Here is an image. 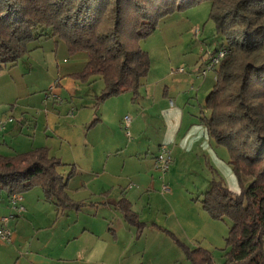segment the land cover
Segmentation results:
<instances>
[{"label": "crops", "instance_id": "obj_1", "mask_svg": "<svg viewBox=\"0 0 264 264\" xmlns=\"http://www.w3.org/2000/svg\"><path fill=\"white\" fill-rule=\"evenodd\" d=\"M173 82L147 75L135 96L125 92L71 112L62 105L58 111L24 108L19 123L4 120L1 131L26 130L31 137L26 151L12 155L46 148L61 162L57 170L72 205L59 206L33 187L20 193L24 210L18 211L0 190V220L6 219L0 224L10 231L9 241L0 240V264H191L189 251L209 250L205 225L212 219L177 199L175 180L192 146L203 153L213 142L183 133L185 112ZM203 105L200 111L208 112ZM125 116L131 118L127 129ZM207 117L199 115L203 126ZM160 146L172 159L165 173L154 167ZM125 205L133 222L124 217ZM113 221L119 230L121 223L131 228L123 235L110 227Z\"/></svg>", "mask_w": 264, "mask_h": 264}, {"label": "trees", "instance_id": "obj_2", "mask_svg": "<svg viewBox=\"0 0 264 264\" xmlns=\"http://www.w3.org/2000/svg\"><path fill=\"white\" fill-rule=\"evenodd\" d=\"M198 0H0V72L28 52V45L57 37L68 51L87 53L81 80L103 81L97 103L145 84L150 59L138 40L149 36L176 3ZM209 17L225 44L203 109L207 135L226 148L241 191L212 180L199 200L212 219L232 225L224 264H264V0H208ZM46 148L0 155V190L8 195L39 187L47 199L71 206L58 167ZM126 220L133 222L128 205ZM192 264H210L209 252H188Z\"/></svg>", "mask_w": 264, "mask_h": 264}, {"label": "rangeland", "instance_id": "obj_3", "mask_svg": "<svg viewBox=\"0 0 264 264\" xmlns=\"http://www.w3.org/2000/svg\"><path fill=\"white\" fill-rule=\"evenodd\" d=\"M178 6L179 2L168 16L158 21L154 32L138 40V44L150 59L148 79L165 76L169 85L174 81L179 94L177 105L185 112L183 133L212 140L203 130L199 115H209L200 110L214 85L215 71L201 75V68L209 61L211 52L219 50L225 42L217 35L209 17L211 4L208 0L186 2L180 9ZM87 58L84 51L70 53L63 40L57 37L30 42L28 52L0 72V115H3L0 122L11 118L15 124L19 123L20 110L24 108L37 112V108L44 110L53 107L58 111L62 105L71 112L75 106L81 109L89 103L95 105V97L101 94L103 81L99 77L84 81L73 75L84 70ZM68 69L72 72H68ZM183 76L187 77V81L179 79ZM52 94L58 99H54ZM26 138L31 139L26 130L15 134L0 131V155L11 156L14 152L26 151ZM211 142L212 149L207 148L203 153L196 152L195 146H192L194 149L188 151L179 165L175 180L177 199L202 207L195 198L202 196L213 179L222 180L234 193L241 191L228 163L226 148L213 140ZM121 224L124 229L119 230L115 221L110 223V227L125 235L131 227ZM231 225L227 217L212 219V225L207 228L205 225V233L212 234V240H208L209 250L203 249L211 255L210 264H224L225 253L229 250L226 238Z\"/></svg>", "mask_w": 264, "mask_h": 264}, {"label": "built area", "instance_id": "obj_4", "mask_svg": "<svg viewBox=\"0 0 264 264\" xmlns=\"http://www.w3.org/2000/svg\"><path fill=\"white\" fill-rule=\"evenodd\" d=\"M225 50H220L217 53L211 55L209 61L201 68V75H206L208 71L214 70V68L219 64L223 56L225 55ZM183 69H180L182 71ZM11 118H8L7 121H11ZM131 118L125 116L123 118V124L125 129L128 128ZM5 122H0V131L4 129ZM126 134L129 136L128 131ZM172 163L170 156V151L165 146H160L158 152L154 158V167L162 173H165ZM22 198L20 194H12L9 196L10 205L17 209L18 211H23L24 207L21 204ZM6 221L5 218H1L0 222ZM0 240L9 241L10 240V231L0 224Z\"/></svg>", "mask_w": 264, "mask_h": 264}]
</instances>
